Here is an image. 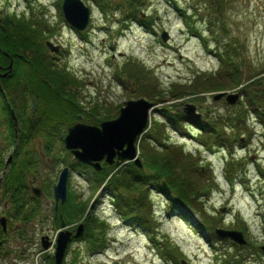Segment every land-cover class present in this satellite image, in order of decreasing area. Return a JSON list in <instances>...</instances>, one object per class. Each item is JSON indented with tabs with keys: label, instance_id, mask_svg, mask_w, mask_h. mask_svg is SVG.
I'll return each instance as SVG.
<instances>
[{
	"label": "rangeland",
	"instance_id": "rangeland-1",
	"mask_svg": "<svg viewBox=\"0 0 264 264\" xmlns=\"http://www.w3.org/2000/svg\"><path fill=\"white\" fill-rule=\"evenodd\" d=\"M81 1L91 9L90 23L83 32L69 29L62 14L63 0H0L1 23H6L12 17L34 18L43 23L41 26L49 27L45 32L47 40L63 48L56 58L59 65H66L73 80L70 91L74 93L72 97L76 103L70 98V106L77 104L81 113L84 110L80 105L96 107V111L90 108L95 113L94 118H87V122L82 119L81 123L94 121L100 124L96 123V119L105 121L104 118L109 116L108 113L105 115L106 106L111 107V117H114L125 102L140 98L153 102L157 109L170 107L174 112L177 107L182 112L186 103H192L198 106L203 116L215 115V119L224 117L231 120L248 108L244 106L245 98L233 107H228L224 101L213 100L220 91H235L231 88L158 104L139 96L138 86L129 82V75L123 71L128 62H141L144 73L154 77L158 92H163L165 97L172 83L191 84L198 76L205 79L211 75L226 86V74L223 76V73H227L226 66L220 58L225 56L228 61L225 52L233 48L237 52L235 60L245 66L243 80L247 81L252 75L264 71V0H219L217 5L213 0H146L144 6L138 4V8L133 9L134 15L129 6L121 8L127 5V0H105L112 4L106 11L100 10L93 0ZM148 17L151 20L146 24L147 28H143L140 23L148 21ZM122 31L123 36L120 34ZM163 32L168 34L167 44L161 40ZM200 35L204 40L200 39ZM48 61H52L51 56ZM26 70L27 67L23 65L6 82L9 103L10 93L16 89L19 75L22 77ZM48 81L53 87L57 85L55 79L49 78ZM57 103L58 99L53 101L44 93L39 114L54 105L59 107ZM4 109L0 100L2 143L5 135H9L4 126L7 116ZM261 114L255 116L250 112L247 117L244 114L246 119L244 127L239 126L240 131L233 129V125L226 130V143L223 146L227 152L222 145L200 146L195 140L199 139L198 130L190 133L184 131L181 135L170 132L171 144L183 147L184 153H190L193 158V165L198 169L193 181L197 183L200 195L190 206H184L178 200L173 202L176 205L169 204L167 196L158 197L161 192L153 191L149 197L156 214L152 218L153 242H150L146 232H137L118 221L112 203L102 189L98 191L90 180L86 182L79 177L72 180L68 191L69 200L72 201L70 208L74 205H91L90 212H95L104 223L96 235L104 240L105 248L92 251V242L84 234L70 245L66 264H176V261L224 264V257L229 258L227 264H233L236 262L235 255L241 256L238 264H264V254L260 250L264 245V112ZM149 120L150 123L154 120L163 122L159 112L155 111ZM68 126L69 122L54 125L50 129L51 139L44 138V142L53 144L56 143L54 136H58L57 151L60 155L65 151L62 138L67 134ZM37 138L39 135L29 140L28 145L39 151L43 145H37ZM241 138L244 141H240ZM8 141V146L12 145L10 139ZM69 161L75 175L87 170L80 167L71 154L70 160H65V163ZM225 178L232 181V186ZM52 203V200L46 199L41 204L51 208ZM177 207L186 213L190 225L177 218V211L173 210H177ZM207 222H213L219 226L218 229L243 233L246 246L220 239L215 230L207 226ZM35 226L33 223L27 227L29 237L35 240L34 246L30 241L22 243L18 240L19 243L12 248L18 250L1 258L0 264H42L40 232L45 227ZM148 229L151 234V228ZM159 249L165 252V258L158 255ZM172 254L175 255L173 260Z\"/></svg>",
	"mask_w": 264,
	"mask_h": 264
},
{
	"label": "trees",
	"instance_id": "trees-1",
	"mask_svg": "<svg viewBox=\"0 0 264 264\" xmlns=\"http://www.w3.org/2000/svg\"><path fill=\"white\" fill-rule=\"evenodd\" d=\"M145 1L146 0H127V5L133 10L139 3H145ZM93 2H96L104 11H106L110 5L104 0H93ZM131 14L134 15V10ZM148 19V21H141L140 24L143 28H147L146 24L151 20L150 17H148ZM6 23L9 24L6 26V31L3 32L0 30V50L2 52L0 53V65L5 58L11 60L13 62V73H17L19 68L25 65L27 67L26 73L22 77L19 75L24 84L27 86H38L46 94L47 87L40 82L42 77L40 79L39 77L43 76L45 81L46 78L53 79L48 77L49 69L47 67L51 62L48 61V57L51 55L45 47V32H48L49 27L47 25L41 26L43 23L34 18L17 19L12 17ZM225 53L228 57V61L225 56L220 58V60L221 63H224L226 66L225 69L227 73H223V76L225 74L227 75L224 76L226 86L224 83L221 85L220 80H214L211 75H207L205 79L202 78L203 76H198L191 84H171L167 97H165V95L163 96V92H158L159 89L155 84L154 77H151L146 84L142 82L146 75L143 73L141 65L135 64L133 66V72L129 79L134 80L136 85L138 84L137 94L141 97L154 100L158 104L173 102L184 97L199 96L219 89L237 88L240 85H244L243 82H246L247 85L243 89V94L245 95L246 101L244 102V106L246 108L248 105V109L239 112L237 116L231 120H226L224 117L215 119V115L205 114L204 118L200 121L190 120V118L186 117L178 110V107L175 112L170 107L159 109V114L163 118V122L154 120L150 130L142 138L140 143L143 169H139L131 163L112 175L116 170L115 167L105 165V169L100 174L102 183L107 181L106 193L112 202L115 216L128 227H139L142 231L151 228L152 234L153 204L149 201V197L155 190L167 196L170 204H175L173 202L178 200V202H181L184 206H190L192 201L200 195L197 191V183L195 184L193 181L195 179V174H198V169L193 165V158L190 153H184L183 147H177V145L171 144L168 131L181 135L184 131L190 133L194 130H198V142L201 146H223V144L226 143L225 132L227 129H230L233 125V129L240 131L239 126L242 128L244 127L245 119L250 112L255 116H261V112H264V71L252 75L245 81L243 80L245 76V66L243 63L239 64V62L235 60L237 52L231 48ZM47 61L49 62L48 64ZM5 65L8 64L5 62ZM12 74L9 78H11ZM227 77L229 79H227ZM55 80L57 79L55 78ZM71 82L73 83L72 79H70V83ZM21 85L22 83L20 81L16 89L10 93V103L19 123L25 121L28 129L27 131L34 132V122L39 114L36 112L33 113L31 110L28 116V112L17 104L15 96L17 92H19L18 90L21 89ZM2 87L5 90L6 87L4 85H2ZM72 95H74V93L70 91V98L76 103ZM47 96L52 99L50 95ZM7 97L9 99L8 93ZM76 106L77 104L70 106V125L68 127H71L76 122L77 116L81 115L84 119L83 113H81L78 110L79 107ZM4 108V111H6V104ZM17 108L19 109L18 111L16 110ZM80 108H83V106L80 105ZM244 114H246V117ZM6 115L5 127L8 129L12 126V121L7 111ZM110 119V117L104 118V120ZM102 120L103 119H96V123H100ZM93 123L95 122L93 121ZM190 123H193V125H190ZM8 124L10 126H8ZM64 129H66V125ZM27 135H29V133H27ZM223 147L226 148L225 146ZM227 170L230 172V169L227 168ZM199 171L200 173L202 172L201 169ZM228 181L232 183L230 179H228ZM163 183H166L170 192L165 190ZM149 188H153V190L148 191ZM175 195L177 199H175ZM157 196L160 197L161 195ZM87 208L89 207H77L76 205L70 208V225L85 218V223L88 228L86 237L93 242L92 251L97 249L102 250L104 248V240L100 237L96 239H90L89 237L92 236L91 238H93L97 230L101 229L100 225L104 223L101 222L94 213L86 214ZM177 211L181 212L178 207ZM181 214V218L185 219V217H187L184 213ZM213 222H207V226L216 230L219 226L212 224ZM148 236L151 235L148 234ZM97 239H99V241H97ZM94 246L96 247L94 248ZM160 253L162 258L166 257L163 250H160ZM173 257L175 258L174 254H172L171 260L174 259ZM228 259L229 258L224 257V264H227ZM240 260L241 256L235 255L234 261L236 262L233 264H238ZM175 261L176 260H174V262ZM175 263L180 264V262L177 261ZM47 264H53V261H47Z\"/></svg>",
	"mask_w": 264,
	"mask_h": 264
},
{
	"label": "flooded vegetation",
	"instance_id": "flooded-vegetation-1",
	"mask_svg": "<svg viewBox=\"0 0 264 264\" xmlns=\"http://www.w3.org/2000/svg\"><path fill=\"white\" fill-rule=\"evenodd\" d=\"M6 29V24L0 23V30L5 32ZM51 57L53 60L57 59L56 56L52 55ZM5 62L10 63L9 59L5 58L0 65L1 86H6V82L9 80V76L1 77L6 73L8 67ZM39 79L47 88L54 89L47 78L46 81L43 76H40ZM20 80L22 82L21 77ZM55 82L58 85L63 81L56 80ZM8 92L7 88L0 89L1 97L6 98ZM36 113L39 114V112ZM34 123L40 125L43 122L38 117ZM27 130L25 121L18 124L17 132L12 125L7 129V133L12 134L5 135L6 139L3 143L0 141V247L6 245L10 239L14 240L15 244L20 240L22 243L30 241L32 245V238L29 237L30 232L27 227L32 225L31 223H35L36 228L38 226L45 227V230L40 232L42 234L40 247L46 246L48 249L43 251V254L47 255L45 263L53 261L56 264L54 255L59 241L66 236L70 237V204L68 201L64 204H61L60 201L57 202L54 188L63 171L66 170L67 174L70 173V161L65 163V160H70V151L65 150L64 154L60 155L57 151L58 136H54L56 143L44 142V138L51 139L50 131L47 133L36 127L34 132ZM37 135H39V138L36 139L38 140L37 145H43L39 151L28 145L29 140L34 139ZM64 138H62V143ZM9 139L12 142L10 146L7 144ZM58 155L60 156L58 157ZM46 199L52 200L51 208L41 204ZM11 225L16 226L11 228ZM12 248L9 246L6 251H10ZM1 250L4 252L3 248ZM50 251H52L51 254H49Z\"/></svg>",
	"mask_w": 264,
	"mask_h": 264
},
{
	"label": "water",
	"instance_id": "water-1",
	"mask_svg": "<svg viewBox=\"0 0 264 264\" xmlns=\"http://www.w3.org/2000/svg\"><path fill=\"white\" fill-rule=\"evenodd\" d=\"M64 16L78 31H83L88 25L89 10L86 9L79 0H65L63 5ZM163 41H167L168 36L163 34ZM47 47L52 53H58L59 48L47 43ZM226 93L217 95L214 100L218 101L223 98ZM241 97V93L230 94L226 97L229 105H235ZM154 110V105L146 99H138L128 101L120 110V115L115 120L103 122L100 127H92L84 124H76L68 130L65 138V147L84 164H94L100 169L99 163L105 159L106 163L112 165L117 157L116 165L121 166L125 161H133L141 167L136 160L135 143L138 136L148 126L149 115ZM197 108L187 104L184 113L196 119H200L201 115L197 114ZM14 126L17 131V120L13 112H11ZM80 118H78L79 120ZM66 176L67 171L61 173L58 185L55 187V198L65 202L66 200ZM83 226L78 228L75 238L81 236ZM220 238H228L239 246H245L246 241L240 232L217 230ZM67 238H62L58 244L56 252V262L61 264L66 246ZM71 242V233H70ZM46 248V246H44ZM264 253V246L261 248ZM185 264V263H183Z\"/></svg>",
	"mask_w": 264,
	"mask_h": 264
},
{
	"label": "bare ground",
	"instance_id": "bare-ground-1",
	"mask_svg": "<svg viewBox=\"0 0 264 264\" xmlns=\"http://www.w3.org/2000/svg\"><path fill=\"white\" fill-rule=\"evenodd\" d=\"M83 6L89 10V21H88V25L90 23V20H91V9L89 7H87L81 0H79ZM105 1V0H104ZM64 2L65 0H63L62 2V6H61V9H62V14L64 15V11H63V5H64ZM108 2V1H106ZM111 7H112V4L110 2H108ZM140 4V3H139ZM145 3H142V6H144ZM110 5L108 7V9L110 8ZM128 5L126 6H121V8H126ZM99 7V6H98ZM100 8V7H99ZM138 8V5L137 7ZM134 7V9H136ZM100 10H102L100 8ZM104 11V10H102ZM129 13V12H128ZM64 20L65 22L68 24L69 26V29H70V23L66 20L65 16H64ZM88 25L86 26V28L83 30L85 31L88 27ZM74 30H76L74 27H73ZM121 36H123L124 32L122 31L121 33ZM169 38V37H168ZM168 42V39L167 41H165L164 43H167ZM46 47V50L48 51L49 54H53L50 49L47 47V45H45ZM62 48V47H61ZM58 59H55V60H52L50 62V64L48 65V69H49V73H48V77H51L53 79H57V80H61V79H64L65 80V83H59L58 85H55L54 86V89H49L47 88L46 89V95H50L52 97V100H56L58 99L59 100V103H57V105L59 107H56L55 105L52 106V107H49L48 110H45L44 112H42L38 117L39 119L43 122V123H40V125H37L36 123H34L35 127L38 128V129H42L43 131H46L47 133L50 131L51 128L54 127V125H57L58 123L60 124H66L67 122H69V125H70V71H68L66 69V65L63 64V65H59L58 63ZM141 65L142 68H143V64L141 62H128L125 67H124V73H127L130 77V75L132 74V68L134 65ZM13 66V63H9L8 64V68H11ZM19 71H20V68H19ZM143 73H144V70H143ZM145 74V73H144ZM6 75V74H5ZM146 75V74H145ZM119 76V75H118ZM151 76L149 77V74H147L145 76V78L142 80V82L144 84H146L147 82H149ZM129 79V78H128ZM129 82H132L134 84H136L134 82V80H130L129 79ZM138 85V84H137ZM16 102L17 104L22 108L24 109L25 111L28 112L29 111H33V112H39V109H40V105H41V102L43 101L44 99V92L43 90L38 87V86H35V87H32V86H27L26 84H23V87L22 89L17 92L16 96ZM177 101V100H176ZM61 102V104H60ZM95 105H92V107H88V108H85V106L82 108L84 110L83 113V116H84V119L85 121H87L86 119L87 118H94V114L93 111H96V107H94ZM27 108V109H26ZM51 108V110H50ZM92 108V110L90 109ZM122 108H118V111H116L115 113V116L114 117H119L120 115V110ZM111 107L106 106L105 107V115H107V113L109 114L108 117L110 118H114V117H111ZM60 111V112H59ZM48 114H51V115H48ZM151 115L152 113L149 115V119L151 118ZM37 117V119H38ZM36 119V120H37ZM87 126H92V127H100V124H95V123H90V124H86ZM56 127V126H55ZM151 128V125L149 126H146V128L142 131V133L138 136L137 138V141L135 143V148H136V160L139 161L141 167H139L138 165H136L133 161H125L121 166H117L116 165V161H117V157L115 158L114 160V163L112 165L110 164H105L106 166H109V167H115V171L112 173V175L118 171L119 169L121 170V168H125L128 164H134L136 167H138L139 169H142L143 168V165H142V159H141V153H140V143H141V140L142 138L147 134V132L150 130ZM70 129V127L68 128ZM172 133V132H171ZM170 132L168 131V136H169ZM71 155L74 159V161L80 166V167H83L85 169H87L85 171V173L81 172L80 174L78 175H75L73 171H71L70 169V173L67 174L66 176V191H69L70 190V182L72 180H74L75 178L79 177L80 179H85L86 182H89L88 180H90V183L93 184V186L95 188H97V190L99 191L100 189H102V191H104V195L108 197L107 193H106V182L105 181L104 183H102V180H101V176L100 174L102 173L100 169H97L96 166L94 164H84L82 163L81 161H79L71 152ZM119 170V171H120ZM111 175V176H112ZM59 182V181H58ZM58 185V183L56 184V186ZM55 186V187H56ZM54 193H55V188H54ZM170 204V202H169ZM172 206V205H171ZM174 212L177 211L175 208L173 209ZM176 213V216L177 218H181L182 217V214L178 213V212H175ZM35 254V253H34ZM19 260V259H18Z\"/></svg>",
	"mask_w": 264,
	"mask_h": 264
}]
</instances>
